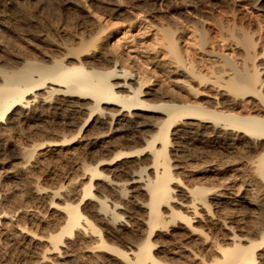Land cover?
<instances>
[{
  "label": "bare ground",
  "instance_id": "bare-ground-1",
  "mask_svg": "<svg viewBox=\"0 0 264 264\" xmlns=\"http://www.w3.org/2000/svg\"><path fill=\"white\" fill-rule=\"evenodd\" d=\"M53 2L0 0V264H264L259 37L237 26L234 55L193 17L198 65L171 19L155 13L146 38ZM63 152L70 167L52 168Z\"/></svg>",
  "mask_w": 264,
  "mask_h": 264
},
{
  "label": "rangeland",
  "instance_id": "rangeland-1",
  "mask_svg": "<svg viewBox=\"0 0 264 264\" xmlns=\"http://www.w3.org/2000/svg\"><path fill=\"white\" fill-rule=\"evenodd\" d=\"M57 1V2H56ZM54 0V2L53 3H55L56 2V4H60V3H64V0ZM58 1H60V3H58ZM86 1H88V3L90 4V3H92L91 5L93 6L92 8H97V9H95L97 12H98V16H99V14H100V16H102L101 18L103 19V18H106V16H107V18H106V20H108V17L109 18H111L112 19V21H113V27H114V24H116L115 26L117 27V28H114V29H120L119 30V32H122L123 31V28H125L124 29V31L126 30L127 31V29H129V32H136V33H138V32H140V34H143L144 36H146V38L147 37H149L150 35H153V33L155 34V28L153 27L154 25H152L151 23H152V18L151 17H153L154 16V14L156 13V16L158 15V18H155L156 16H154L153 18L154 19H158L159 21H162V22H164V20H166L165 21V23H170V21L172 20V22L170 23L171 25H172V27H174V28H176L177 29V31H178V33H179V35L181 36V40H182V42H181V44L184 46V49L187 51V53H188V55H190L191 56V54H192V52H194V51H196V53L194 52V55L196 56V58H194L193 59V57H190L189 58V60L190 61H194L196 64H198V63H200V64H198V65H204L203 63H205L206 62V60L207 59H205V61H202L203 59H201V58H207V56L200 50V49H198V47L197 46H195V44L196 43H192V42H195V41H193L194 40V35L196 34L195 32L197 31V27H202L201 26V24L200 23H202L203 24V27L206 29L207 27H209V29H210V31L209 32H211L210 33V35H209V43L211 44V45H209V47L210 46H214L215 45V48L216 47H219L220 49H222V50H225L226 51V49L227 48H229V49H227L229 52H232L233 53V51L235 52L234 53V55H237V54H239L238 52L240 51L241 52V48H240V46H239V48L236 46L237 45V40L236 39H238L239 37H238V34L240 35V33H242L241 32V30L239 29L238 30V28H237V26H239V25H242L244 28H245V25H246V30H249V31H252L253 33H254V35H256L257 36V38L259 37V45L260 46H262L263 47V45H264V9L263 8H259V7H261V6H263L264 7V0H261L258 4H255V2H253V0H235V7L238 9V12H239V14H240V16H242V17H244V21H245V23H244V21H242L243 23H241L240 22V20H239V22H237V21H235L234 22V15H233V13L231 12V9L225 4V5H223L221 2H218V1H214V3L213 4H210V6L209 5H207L208 3H206V2H204L205 0H116V1H118V3L121 5V4H123L122 5V10H120L119 12H113L114 14H112L111 15V17H110V12H111V10H109L110 8H113L114 7V5H112L113 3H117V2H115V0H112V3L110 4V2H111V0H106V1H109V4L111 5H107L108 3L107 2H105L104 0H93V2H91L92 0H86ZM90 1V2H89ZM96 1V2H95ZM100 1H103V2H100ZM120 1V2H119ZM192 3H191V2ZM197 1V2H196ZM50 2V1H49ZM94 2H95V4L97 5V2L99 3L98 5L99 6H96L95 4H94ZM52 3V2H51ZM189 3H190V5H189ZM196 4L195 6L193 5V4ZM204 3H206V4H204ZM217 3V4H216ZM221 3V4H220ZM161 6V8H160V6ZM219 4V5H218ZM47 6H49V7H47L46 6V12H44L45 11V7H44V10H42V15H44V16H49L48 14H50V13H48V14H46L47 12H49L48 11V8L50 9L51 8V4L49 3H47L46 4ZM61 5V4H60ZM59 5V6H60ZM63 5V4H62ZM61 5V6H62ZM102 5H105V7L104 6H102ZM221 5H223L224 7L225 6H227L228 8H224L223 6L221 7ZM243 5H245V6H243ZM96 6V7H95ZM108 6V7H107ZM113 6V7H112ZM221 8H220V7ZM98 7L101 9H98ZM108 9H107V8ZM110 7V8H109ZM157 7V8H156ZM196 7V8H195ZM104 8V9H103ZM154 8V9H153ZM105 9H106V11H105ZM148 9H151V10H148ZM153 9V10H152ZM260 9V10H259ZM50 10H52V8L50 9ZM100 12H99V11ZM102 10H104V11H102ZM108 10H109V12H108ZM126 10V11H125ZM150 12V11H155L154 13L152 12V16H151V12L149 13L148 11ZM51 12V11H50ZM124 12H127L126 14L128 15H126ZM108 13H109V16H108ZM120 13V14H119ZM123 13V14H122ZM137 13H139V14H137ZM188 13H190V14H188ZM103 14V15H102ZM104 14H107V15H104ZM148 14H150V15H148ZM190 15V17L188 16V15ZM192 14H194V15H192ZM118 15H120L119 16V18H118ZM135 15H139L140 17H139V19L138 20H136V22H134L135 20L133 19L134 17H135ZM199 15V16H198ZM202 16V17H201ZM113 17V18H112ZM114 17H115V19H114ZM128 17H130L131 19H129ZM166 17V18H165ZM172 17V18H171ZM193 17H195V19L196 20H199L200 19V23H198L199 21H194L195 19L193 18ZM196 17H198V18H196ZM232 17V18H231ZM117 18V19H116ZM160 18H163V19H160ZM174 18V19H173ZM170 21H169V20ZM201 19H202V21L205 23V25H204V23L201 21ZM149 20L151 21V23L149 22ZM176 20V21H175ZM233 20V21H232ZM130 21H133L132 22V24H130L131 22ZM173 21H175V22H173ZM235 24H234V23ZM135 23V24H134ZM232 23L234 24V25H236V23H237V25L236 26H234L233 25V31H232ZM128 24H130L131 25V27H129L128 26ZM196 24H198L199 26H197ZM244 24V25H243ZM122 25V26H121ZM126 25V26H125ZM133 25V26H132ZM231 27H230V26ZM197 26V27H196ZM211 26H213V29H212V27ZM121 27V28H120ZM127 27V28H126ZM129 27V28H128ZM178 27V28H177ZM211 27V28H210ZM224 27V28H223ZM241 26H239V28H240ZM139 28L141 29V30H139ZM154 28V29H153ZM221 28V29H220ZM222 28H223V30L224 31H222ZM228 28L230 29V31L234 34V36H236V37H233V41L231 40L232 38H230V40L229 39H226L227 41H230V42H227L226 43V40H224V36H228L229 34H231L230 33V31L229 32H226V30L228 31ZM237 28V29H236ZM135 29V30H134ZM138 29V30H137ZM195 29V30H194ZM211 29L213 30V31H211ZM131 30V31H130ZM133 30V31H132ZM222 31V32H220V31ZM219 31V32H218ZM143 32V33H142ZM216 32V33H215ZM127 33H128V31H127ZM193 33H195V34H193ZM218 33V34H217ZM225 35H224V34ZM182 34V35H181ZM193 34V35H192ZM220 34H222V35H224L223 37L220 35ZM142 35V36H143ZM211 35L213 36V37H211ZM119 36H122L121 34H119ZM119 36H117L116 37V39L119 37ZM215 36V37H214ZM222 37V39H221V37ZM229 37V36H228ZM210 38H212V39H210ZM213 38H214V40H213ZM234 38H235V40H234ZM192 39V40H191ZM190 40H191V42H190ZM212 40H213V42H212ZM224 40V41H223ZM148 41V43H151L150 42V40H147ZM215 41V42H214ZM213 43V45H212V43ZM236 44V45H235ZM197 45V44H196ZM187 48V49H186ZM193 48H195V49H193ZM194 51H193V50ZM240 49V50H239ZM189 50V51H188ZM190 50H192L191 52H190ZM232 50V51H231ZM199 51V52H198ZM238 51V52H237ZM190 52V53H189ZM197 52L198 53H200V54H197ZM237 52V53H236ZM202 53V54H201ZM193 54H192V56H194ZM201 56V58L199 57V56ZM203 55H204V57H203ZM194 56V57H195ZM192 58V59H191ZM200 59V60H199ZM202 61V64H201V62H199V61ZM261 61L262 62H264V58H262L261 59ZM207 62H208V60H207ZM206 62V63H207ZM152 66V65H151ZM152 69V71H153V73L152 74H154L155 75V77H156V80H161L160 78H161V76H162V79L163 80H165L166 81V83H168V81L170 80L169 78H171V80L173 79L174 80V77L172 78V77H167V75L169 74V72L167 73L165 70H162L161 72L160 71H154L153 69H154V66L151 68ZM166 70H167V68H166ZM154 72H156V73H159V74H155ZM157 75V76H156ZM161 75V76H160ZM158 76L160 77V78H158ZM182 78H184V79H186L187 77L186 76H181ZM158 78V79H157ZM169 79V80H168ZM168 80V81H167ZM173 80L172 81H170L168 84H166L167 86H166V88H168V86L172 89V90H174V91H176V93L175 92H173V93H175V94H177V96L176 97H179L180 95L179 94H183L184 95V97H183V95H181L180 96V98L181 97H183V98H187V96H188V98L189 97H192L189 93H188V95H186L187 94V92H185L183 89L184 88H182L181 87V89H180V86L181 85H174V84H170V83H172L173 82ZM170 84V85H169ZM173 85V86H172ZM175 87V88H174ZM179 87V88H178ZM174 88V89H173ZM179 90V91H178ZM180 90H181V93H180ZM174 95V94H173ZM62 155H64V156H66V157H62ZM68 154H66L65 152H63L62 154H60V155H58V156H56L55 155V157L53 156V158L51 159V161H52V163H51V165H52V168H55L57 165V167L56 168H58V169H62L63 171H65V168L67 169L68 167H70V166H68L69 164H68V162H66L65 161V159L67 160V161H69V159H68ZM60 158V160H59V158ZM55 158L56 159H58V160H55ZM62 159V160H61ZM17 160V161H16ZM15 161L16 162H21V160L20 159H16ZM62 161V162H61ZM54 162V163H53ZM55 162H56V166H55ZM66 162V163H65ZM58 163V164H57ZM53 164H54V166H53ZM60 164V165H59ZM62 164V165H61ZM64 164V165H63ZM66 164V165H65ZM59 166H61L60 168H59ZM66 166V167H65ZM41 172H40V171ZM36 173V174H35ZM39 176H38V175ZM37 176V177H39V180L41 181V183L42 184H44L45 185V183H48L49 185H50V183L52 184H54L55 182V184H57V183H59V182H61V179L59 178V179H57V178H54L55 179V181H54V179L53 178H50L49 176H47V175H45V172H44V175H43V169L41 170V169H37V170H35V172H34V176ZM40 175H41V177H40ZM35 176V177H36ZM41 178V179H40ZM49 178L51 179V180H49ZM44 179V180H43ZM10 182V181H9ZM9 182H7V183H9ZM45 182V183H44ZM52 184V185H53ZM10 185H12L11 183H10ZM47 185V184H46ZM30 201V200H29Z\"/></svg>",
  "mask_w": 264,
  "mask_h": 264
}]
</instances>
